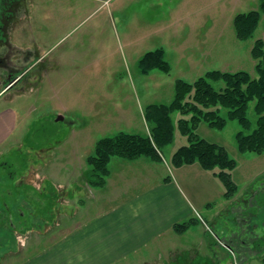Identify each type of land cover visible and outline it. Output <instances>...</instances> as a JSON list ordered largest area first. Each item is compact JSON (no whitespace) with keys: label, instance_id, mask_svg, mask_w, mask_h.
Wrapping results in <instances>:
<instances>
[{"label":"rangeland","instance_id":"1","mask_svg":"<svg viewBox=\"0 0 264 264\" xmlns=\"http://www.w3.org/2000/svg\"><path fill=\"white\" fill-rule=\"evenodd\" d=\"M260 6L261 0H33L29 21L14 28L13 39L17 45H36L54 65L39 85L34 78L0 96V110L12 107L18 115L15 131L0 143V264H29L50 249L66 231L64 215L78 210L79 197L89 202L96 187L88 180L84 187L81 174L68 185L70 168L83 165L87 176L86 159L104 136L149 135L143 111L151 103L172 102L176 80L194 82L218 69L256 75L252 47L264 39V12L249 40L236 37L234 18ZM158 47L164 48L171 71L142 73L140 60ZM213 85L222 88L224 82ZM254 106L255 101L247 112L250 129L234 119L220 130L206 122L197 127L196 133L224 145L236 161L231 178L240 193L230 202L217 187L211 208L201 210L200 228L187 237L192 246L173 254L171 264H217L220 253L245 262L242 254L249 252H233L239 246L230 249L226 229L245 238L248 251L263 246L264 153H242L236 140L239 131L251 133L257 125ZM181 117L173 112L175 136L163 148L165 164L171 165V153L188 143L179 131ZM79 180L82 186L76 188ZM238 206L245 211L232 210ZM251 213L259 224L253 229L258 242L252 229L246 234L238 224L237 214Z\"/></svg>","mask_w":264,"mask_h":264},{"label":"crops","instance_id":"2","mask_svg":"<svg viewBox=\"0 0 264 264\" xmlns=\"http://www.w3.org/2000/svg\"><path fill=\"white\" fill-rule=\"evenodd\" d=\"M17 116L12 107L0 110V143L15 131ZM174 152L170 157L171 165L165 164V158L158 161L143 155L133 159L112 157L106 185L92 188L93 197L89 202L78 196L82 206L79 204L78 210L64 215L67 221L64 234L29 264H171L169 259L173 254L192 246L187 237L200 228L201 210L211 208L217 187H221L225 196L224 185L212 170L202 168L199 163L174 167ZM82 168L83 165L70 168L67 174L72 179L68 177V185L81 174L86 187L88 175L85 176ZM82 184L79 180L76 188ZM239 193L238 187L235 196L225 198L232 202ZM245 204L250 205L248 201ZM232 210L241 212L243 209L238 206ZM237 218L246 234L259 226L254 223V218L257 219L254 213L247 218L237 214ZM190 220L193 221L184 232L177 233L173 228L178 222L189 223ZM261 223L264 224V219ZM253 232L252 240L258 242L259 237ZM225 233L229 234L226 239L232 244L231 248L239 246L235 252H249L242 254L245 262L240 264H264V244L248 251L245 238L230 234L228 229ZM199 238V243L206 246L202 236ZM198 249L203 253L200 246ZM197 255L195 250L194 257ZM215 255L217 264L234 263L231 255Z\"/></svg>","mask_w":264,"mask_h":264},{"label":"trees","instance_id":"3","mask_svg":"<svg viewBox=\"0 0 264 264\" xmlns=\"http://www.w3.org/2000/svg\"><path fill=\"white\" fill-rule=\"evenodd\" d=\"M263 12L264 0H261L259 9L237 14L234 27L239 40L251 39L259 27ZM252 56L258 61L256 75L242 69L236 72L218 69L206 71L204 76L198 77L194 82L176 80L172 102L151 103L144 109L145 120L150 126L149 135L120 131L115 136H104L97 141L95 152L86 159L90 166L87 179L89 184L96 187L106 185L111 173L110 159L116 155L126 159L143 155L162 161L164 146L174 141L173 112L180 111L182 117L178 120L179 131L187 137L188 143L175 150L172 164L180 167L199 163L202 168L212 170L220 179L227 198L235 196L238 184L231 178V172L236 161L228 154L224 145L206 140L196 130L202 122L220 130L231 119L238 120L245 129H250L251 120L247 112L249 104L255 101L257 125L251 133L239 131L236 140L242 153H264V39L255 41ZM139 66L144 74L154 69L169 73L172 68L166 60L163 47L147 51ZM218 81H223L224 87L217 89L213 85ZM223 109L227 110V117L221 114ZM192 221L178 222L173 228L177 233L184 232Z\"/></svg>","mask_w":264,"mask_h":264},{"label":"flooded vegetation","instance_id":"4","mask_svg":"<svg viewBox=\"0 0 264 264\" xmlns=\"http://www.w3.org/2000/svg\"><path fill=\"white\" fill-rule=\"evenodd\" d=\"M32 3L33 0H0V96L20 90L34 78L39 85L54 65L46 58L49 54H43L36 45L27 47L14 42V28L21 21H29Z\"/></svg>","mask_w":264,"mask_h":264}]
</instances>
